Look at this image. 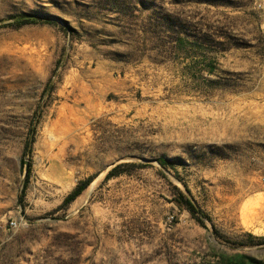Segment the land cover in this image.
<instances>
[{
    "label": "rangeland",
    "instance_id": "1",
    "mask_svg": "<svg viewBox=\"0 0 264 264\" xmlns=\"http://www.w3.org/2000/svg\"><path fill=\"white\" fill-rule=\"evenodd\" d=\"M261 208L264 0H0V264L264 263Z\"/></svg>",
    "mask_w": 264,
    "mask_h": 264
},
{
    "label": "trees",
    "instance_id": "2",
    "mask_svg": "<svg viewBox=\"0 0 264 264\" xmlns=\"http://www.w3.org/2000/svg\"><path fill=\"white\" fill-rule=\"evenodd\" d=\"M36 22V19H23L20 21L16 22V26L19 27L23 24L26 23H33ZM47 22V21H46ZM157 162L159 164H161V166L163 167H174V161L170 160V159H164V158H158ZM26 163L24 162L23 159H20V166H24ZM20 167V168H21ZM121 168V164L114 166L113 168H111L107 174L105 175V179H109L111 177L114 176H118L121 173H123V170H120ZM29 165L26 168L25 171V180H24V186L26 185L27 181H28V177H29ZM92 176L87 177L86 179L79 181L73 188L72 190L64 197L63 201H62V206L66 207L68 206L71 202H73L85 189L86 187L89 185V183L92 181ZM175 204L177 206H179L180 208L185 209L186 211H188V213L194 217L195 219H197L202 225L203 222L201 220V218L198 216L199 211L196 209L195 205L184 196V194L179 191L177 188H175V193L173 194V199H172ZM264 243V237H255L252 234H246V238L245 241H239L237 244L239 246H250V245H255V244H262ZM235 260L238 261V264H264L262 261L257 260L253 257H248L244 254H238L235 257ZM234 263V262H233ZM232 262L230 264H233Z\"/></svg>",
    "mask_w": 264,
    "mask_h": 264
},
{
    "label": "crops",
    "instance_id": "3",
    "mask_svg": "<svg viewBox=\"0 0 264 264\" xmlns=\"http://www.w3.org/2000/svg\"><path fill=\"white\" fill-rule=\"evenodd\" d=\"M253 218L256 219V220H262V219H264V208H261V210L256 211L253 214ZM263 225H264V223H263Z\"/></svg>",
    "mask_w": 264,
    "mask_h": 264
},
{
    "label": "bare ground",
    "instance_id": "4",
    "mask_svg": "<svg viewBox=\"0 0 264 264\" xmlns=\"http://www.w3.org/2000/svg\"><path fill=\"white\" fill-rule=\"evenodd\" d=\"M86 92V91H85ZM91 94V93H90ZM84 96V95H83ZM92 96V95H91ZM87 97H85V99H86ZM93 98H94V96H93ZM95 99H96V97H95ZM87 100H88V98H87ZM91 101H92V99H91ZM89 104V103H88ZM90 106V105H89ZM88 109L87 110H89V111H93L95 108H93V107H87ZM101 110V109H100ZM70 112V116L72 117V120L74 119L73 117L76 115L75 114V112L73 111V110H71V111H69ZM68 118V117H67ZM69 121V120H68ZM74 121H78L79 122V119H74ZM73 121V122H74ZM83 121V120H82ZM70 122V121H69ZM75 123V122H74ZM76 124V123H75ZM69 126V125H68Z\"/></svg>",
    "mask_w": 264,
    "mask_h": 264
},
{
    "label": "water",
    "instance_id": "5",
    "mask_svg": "<svg viewBox=\"0 0 264 264\" xmlns=\"http://www.w3.org/2000/svg\"><path fill=\"white\" fill-rule=\"evenodd\" d=\"M46 18H53V17H51V16H45ZM142 160H144V161H148L149 159H142ZM192 202V201H191ZM193 203V202H192Z\"/></svg>",
    "mask_w": 264,
    "mask_h": 264
}]
</instances>
